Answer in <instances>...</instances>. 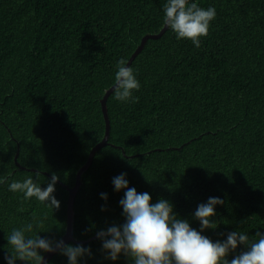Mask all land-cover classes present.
Here are the masks:
<instances>
[{"label":"trees","instance_id":"obj_1","mask_svg":"<svg viewBox=\"0 0 264 264\" xmlns=\"http://www.w3.org/2000/svg\"><path fill=\"white\" fill-rule=\"evenodd\" d=\"M165 2L0 0V175L11 180L39 172L46 187L55 173L60 201L55 211L35 199L21 205L20 194L0 185V264L7 233L33 216L47 215L41 237L63 235L65 186H73L103 138L101 99L113 85L116 62L163 28ZM195 2L217 12L201 47L177 40L168 28L147 38L129 64L141 84L134 92L139 101L119 103L113 91L106 99L107 144L81 174L74 199L78 240L124 222L125 190L112 184L121 173L153 203L169 200L193 228L199 229L192 218L197 205L221 198L218 227L203 233L212 240L235 230L250 238L264 232V0ZM101 243L96 237L82 244L92 249L87 264H129L123 256L105 260ZM47 264L68 262L55 253Z\"/></svg>","mask_w":264,"mask_h":264},{"label":"clouds","instance_id":"obj_2","mask_svg":"<svg viewBox=\"0 0 264 264\" xmlns=\"http://www.w3.org/2000/svg\"><path fill=\"white\" fill-rule=\"evenodd\" d=\"M216 15L214 6L201 7L195 0H166L162 23L177 40L188 39L199 49L201 37H207ZM115 68L113 99L124 104L137 103L139 97L134 92L141 88L137 71L127 66L124 58L116 62ZM39 176L37 172L35 177L9 180L8 176L0 175V185L6 183L9 192L20 194L21 205L35 199L53 211L58 210L60 201L54 192L59 176L52 173L46 187L38 182ZM126 177L127 173H121L112 178L115 191L125 190L119 201L124 222L96 233L102 242L105 260L116 262L123 256L129 264H264V232L258 230L250 238L247 233L235 230L227 232L226 238L216 240L203 234L207 229L218 227L214 217L216 207L224 204L221 198L209 197L197 205L192 213V218L199 222L197 229L191 226L189 219L178 216L169 200L160 198L153 203L148 192L138 193L135 187H129ZM100 196L105 201L108 199L107 193ZM101 210L106 209L101 206ZM46 219L47 215L33 216L11 228L6 235L5 264H16L18 260L43 264L42 253L46 252L65 256L68 264H87V259L94 258L90 246L65 243L62 238L41 237ZM219 235L225 236L224 233Z\"/></svg>","mask_w":264,"mask_h":264},{"label":"water","instance_id":"obj_3","mask_svg":"<svg viewBox=\"0 0 264 264\" xmlns=\"http://www.w3.org/2000/svg\"><path fill=\"white\" fill-rule=\"evenodd\" d=\"M167 26H163V28L155 34H146L142 37L141 42L138 44L137 48L132 52V54L130 55L129 59L127 60V66H129L130 62L132 61V59L138 54V52L141 50L143 44L145 43V40L147 38H157L159 37L165 30H166ZM114 90V88L112 89V86H110L108 89L105 90L104 95L101 99V110H102V114H103V118H104V122H105V130H104V135L103 138L97 142L89 151L87 159L85 161V163L77 170L76 172V176H75V180H74V184L71 187H66L67 192H68V196H67V201H66V225L64 228V233L63 235L60 237L62 238L65 243H69V242H73L76 244H84L94 238H96V234L94 236H92L91 238H88L86 240H78L73 236V218H74V199L75 196L77 194V191L79 189L80 186V177L81 174L83 173V171H85L87 169V167L91 164L93 156L95 154V152L97 150H99L101 147H103L105 144H107V140H108V136H109V118H108V114L107 111L105 109V102L107 97L109 96V94ZM18 154V149L17 152L15 154V157ZM17 164V163H16ZM55 253L53 252H46L43 254V264H47L48 260L54 255Z\"/></svg>","mask_w":264,"mask_h":264}]
</instances>
